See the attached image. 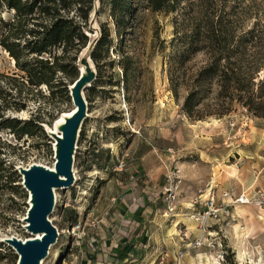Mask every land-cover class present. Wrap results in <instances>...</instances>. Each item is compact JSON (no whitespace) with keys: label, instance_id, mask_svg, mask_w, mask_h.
I'll return each mask as SVG.
<instances>
[{"label":"rangeland","instance_id":"1","mask_svg":"<svg viewBox=\"0 0 264 264\" xmlns=\"http://www.w3.org/2000/svg\"><path fill=\"white\" fill-rule=\"evenodd\" d=\"M131 2L128 27L116 50H112L115 40L97 62L88 49L75 51L78 75L87 81L78 89L68 81L66 90L54 86V93L46 84L34 87L0 46V115L20 121L36 116L42 128L41 132L31 125L32 133L19 139L9 128H0V158L4 160L0 170V264H16L18 259L13 245L4 242L6 238L31 236L24 217L32 198L19 168L33 163L53 165L55 138L49 129L63 113L73 108L78 111L79 105L74 175L68 185L55 190L48 219L56 237L39 264H139L142 259L143 264L161 260L162 264H177L178 252L182 264H264V225L253 216L262 208L236 204L231 218L208 222L210 235L203 234L191 217L193 208L202 210L212 182L218 184L230 164L239 167L243 182L244 174L250 173L243 158L230 153V159H222L233 145H224V132H241L240 147L258 152L261 144L249 145L245 137L249 132H264V118L253 116L236 102L222 116L190 118L182 110L187 84L206 56L198 51L183 62L177 58L182 48L177 38L189 34L201 14L222 17L232 33L239 35L257 21L264 22V0H177L168 11H153L145 0ZM94 6L86 30L92 38L89 48L101 24L113 29L107 0H94ZM2 15L8 18L11 13L3 10ZM169 71L178 82L176 95ZM56 75L65 78L62 72ZM212 98L209 93L200 108L205 103L210 106ZM245 144L249 148L244 149ZM210 152H215L219 162L211 161ZM167 171L177 176L173 186L176 209L170 215H165L160 193ZM133 198L139 209L132 214L139 211L144 220L136 219L137 225L130 227L127 212ZM73 210L78 220L72 226ZM146 229L143 237L141 231ZM130 232L141 233L132 237L133 242H123L122 238L131 239Z\"/></svg>","mask_w":264,"mask_h":264},{"label":"trees","instance_id":"2","mask_svg":"<svg viewBox=\"0 0 264 264\" xmlns=\"http://www.w3.org/2000/svg\"><path fill=\"white\" fill-rule=\"evenodd\" d=\"M176 1L145 0L153 11H168ZM131 3V0H107L113 29L106 23L100 25L98 37L89 49L94 62L115 40L112 50L121 43L128 27L127 17L133 9ZM3 10L10 12V17L5 18ZM94 10V0H0V46L9 52L31 85L46 84L51 93L54 86L66 90L68 82L72 83L79 74L75 51L87 50L92 43L86 30ZM199 18L189 34L177 38L182 45L177 55L180 62L198 51L206 56L205 63L187 84L189 91L182 110L190 118L202 119L207 115L222 116L236 102L253 116L264 118V22L257 21L252 29L234 35L222 17L201 14ZM58 71L65 78L56 75ZM169 81L176 95L178 82L171 71ZM89 87L92 90L93 86ZM209 93H213L212 104L205 103L200 108ZM39 122L36 116L20 121L0 115V128H9L18 139L32 133L28 130L31 125L42 132ZM3 163L0 158V170ZM77 220V212L73 210L69 222L73 226Z\"/></svg>","mask_w":264,"mask_h":264},{"label":"water","instance_id":"3","mask_svg":"<svg viewBox=\"0 0 264 264\" xmlns=\"http://www.w3.org/2000/svg\"><path fill=\"white\" fill-rule=\"evenodd\" d=\"M84 82V78L78 75L72 84L75 83V89H78L79 86L82 87L87 83V81ZM73 99L76 104V96H73ZM80 111L81 106L79 105L78 111L74 110L72 116L66 118L67 123L59 128L61 136L57 137L55 134L52 136L58 146L54 162L56 173L45 170L37 164L19 168L22 183L32 198V205L27 212V218L24 219L28 224L24 227L30 234H40V238L28 239L24 242L8 238L4 240L7 244L13 245L18 254L19 263L17 259L16 264H39L41 259L47 255L50 244L55 240L56 229L47 219L54 207L52 188L68 185L73 178L72 154L78 128L75 121L81 115ZM63 177L65 179H62Z\"/></svg>","mask_w":264,"mask_h":264},{"label":"crops","instance_id":"4","mask_svg":"<svg viewBox=\"0 0 264 264\" xmlns=\"http://www.w3.org/2000/svg\"><path fill=\"white\" fill-rule=\"evenodd\" d=\"M254 133V134H253ZM249 132V134L245 137L247 139V143H249V145H252L254 142H257L258 144H261V150H259L258 152H250L249 150H243V148L240 147L241 144V140L239 139V137H241V132H224V145H226V147H230L231 144L232 148L227 149L226 150V157H222L223 160L226 159H230V153H233L241 158H243V160L245 161L244 165L247 167L248 171L250 172L249 175L248 174H244V176H246V179L244 180V182L241 180V175H240V169L239 167H234L233 164L229 165V168H226L225 171L219 178H218V184L216 182V184H214V182H212L214 185V187L211 189H215L217 192H219L222 189H226V188H232L233 190L240 192L242 190H246V192L250 193L253 191V189L255 188H260L262 190H264V132ZM244 138V139H245ZM230 140V141H228ZM239 147V148H238ZM235 148H238L235 150ZM245 148H249L247 144L244 145V149ZM211 154V161H217L219 162V159L215 156V152H210ZM259 159H258V158ZM260 164V166L258 167L257 165ZM226 175V176H225ZM246 184H248V186H246ZM217 187V188H216ZM210 191V190H209ZM139 199V198H138ZM133 200L135 202H133L130 206V208H128V212L127 215H131L129 217L130 221V227L133 226L134 224L137 225L136 221H143L144 219L141 218V216L143 214H138V212H136V214H132L135 213L136 209H139V202L137 201V199ZM239 205H237V207L234 208V210H236L238 208ZM143 208L141 207V210ZM260 223H262L264 225V208L261 209V211L255 215H253ZM137 219V220H136ZM136 220V221H135ZM146 226L143 225V228H145ZM143 233V237H145L147 235V229L141 231ZM140 232V233H141ZM140 233L138 234H133V233H129L128 238L130 239L128 241V239L126 238H122L123 242H133V238L135 239L137 238L138 235H140ZM145 235V236H144ZM114 247H119L120 246H116V244H113ZM113 251H117V249L112 248ZM103 254V253H102ZM110 254H113L110 253ZM139 264H143V259L139 262Z\"/></svg>","mask_w":264,"mask_h":264},{"label":"built area","instance_id":"5","mask_svg":"<svg viewBox=\"0 0 264 264\" xmlns=\"http://www.w3.org/2000/svg\"><path fill=\"white\" fill-rule=\"evenodd\" d=\"M229 123L231 125L234 124L233 122ZM176 177L175 174L168 171L164 177L160 193L162 202L164 203L165 215L173 214L176 209V196L173 190ZM236 204L254 205L258 208H264V190L255 188L252 192L248 193L246 190L237 192L232 188L222 189L219 192H214L213 189H210L208 196L202 202V210L193 208L191 217L197 223L203 234L210 235L211 232L209 228L211 225L208 224V222L213 220L217 222L225 220L228 217L231 218L232 208ZM196 243L198 245L200 244V242ZM181 255L180 252L177 253L179 257L177 264H182L180 262ZM159 264H162V260Z\"/></svg>","mask_w":264,"mask_h":264},{"label":"bare ground","instance_id":"6","mask_svg":"<svg viewBox=\"0 0 264 264\" xmlns=\"http://www.w3.org/2000/svg\"><path fill=\"white\" fill-rule=\"evenodd\" d=\"M86 33V32H85ZM88 34V33H87ZM83 68V67H82ZM74 111V108L67 112V113H63V115H61V117L59 118V120L56 122V124L54 125V128H50L49 131H50V134L53 136L55 133V135H57V137H60V132L58 131L59 128H61V126H63L64 124L67 123L66 121V118H68ZM72 116V115H71ZM54 129V130H53ZM54 135V136H55ZM54 149H55V152H56V156H57V150H58V146H57V142H54ZM73 159V158H72ZM55 158L53 160V165L52 166H45V165H41V164H37L39 166H42L43 168H45V170H48L52 173H56V170L54 168V162H55ZM35 164V163H33ZM24 168H27V167H24ZM71 172L73 173V167L71 165ZM74 175V173H73ZM62 179H65L64 177ZM61 187V186H60ZM59 188V187H58ZM58 188H52V198H53V204L55 203V200H56V195H55V190H57ZM32 205V203H31ZM241 205V204H240ZM27 218V215L24 217V219ZM48 219V217H47ZM49 220V219H48ZM50 221V220H49ZM25 226H27V221H25ZM34 238H40V234H31L30 237H27V238H24V239H20V238H17V237H14V236H11V237H8V239H12V240H20L21 242H24L28 239H34ZM20 255V254H19ZM20 258V257H19ZM18 263H19V259H18Z\"/></svg>","mask_w":264,"mask_h":264}]
</instances>
